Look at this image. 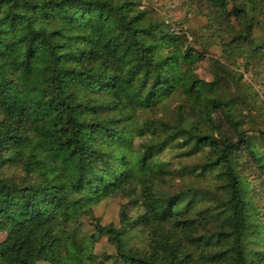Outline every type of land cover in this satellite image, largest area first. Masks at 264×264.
Instances as JSON below:
<instances>
[{"label":"trees","instance_id":"16d2710c","mask_svg":"<svg viewBox=\"0 0 264 264\" xmlns=\"http://www.w3.org/2000/svg\"><path fill=\"white\" fill-rule=\"evenodd\" d=\"M144 5L0 0V264H264V0Z\"/></svg>","mask_w":264,"mask_h":264},{"label":"rangeland","instance_id":"374dc122","mask_svg":"<svg viewBox=\"0 0 264 264\" xmlns=\"http://www.w3.org/2000/svg\"><path fill=\"white\" fill-rule=\"evenodd\" d=\"M185 0H143L145 3L144 6H151L156 8L161 13L167 11L168 15L172 17V22L186 20V25L184 29H189L191 31H197L202 26L206 24V20L201 17H197L194 14L188 12L187 9L182 10V4ZM164 7H160L163 6ZM173 30L178 32V26L174 25ZM190 35V33H189ZM191 38V37H190ZM212 54H216L217 56L220 55V50L215 48L211 50ZM186 75L191 78H199L204 80H211L210 73L207 69L205 64L199 65L196 69H191L186 72ZM250 74H245V80L250 83L258 93V109L260 111L252 110L249 113H245V120H246V127L251 128V130H260L264 132V86L261 85V82L258 80H254ZM262 106L263 109H260ZM210 185H213L210 182ZM127 203V201L123 200H116V199H107L101 205L96 208V214L101 216L102 221L104 224H109L111 222H117L119 219V212L122 204ZM130 213L134 216L139 214L138 208H132L130 205ZM85 230L87 232H92V226L88 223V219H85ZM130 244L132 246H142L146 245V239L143 237V233L139 231V229L131 230L130 231ZM5 239L4 234H0V242ZM94 254L99 256V261L104 262V264H115L114 256L115 251L114 249L107 243L105 238H101L99 243L96 244L94 249ZM105 258H110V260H105ZM117 264H129L126 260H121Z\"/></svg>","mask_w":264,"mask_h":264}]
</instances>
